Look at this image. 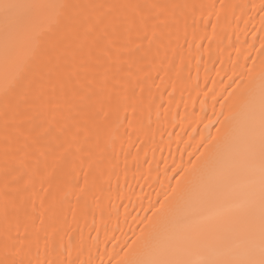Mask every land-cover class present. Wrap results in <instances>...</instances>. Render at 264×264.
Wrapping results in <instances>:
<instances>
[{
    "label": "bare ground",
    "instance_id": "obj_1",
    "mask_svg": "<svg viewBox=\"0 0 264 264\" xmlns=\"http://www.w3.org/2000/svg\"><path fill=\"white\" fill-rule=\"evenodd\" d=\"M0 264L260 259L264 0H0Z\"/></svg>",
    "mask_w": 264,
    "mask_h": 264
},
{
    "label": "snow or ice",
    "instance_id": "obj_2",
    "mask_svg": "<svg viewBox=\"0 0 264 264\" xmlns=\"http://www.w3.org/2000/svg\"><path fill=\"white\" fill-rule=\"evenodd\" d=\"M0 6H2L5 10L12 7L7 3ZM261 174H262V187H261V212H260V238H261L260 259L250 260L247 262V264H264V163H262Z\"/></svg>",
    "mask_w": 264,
    "mask_h": 264
}]
</instances>
